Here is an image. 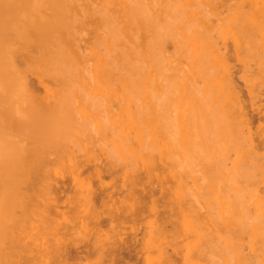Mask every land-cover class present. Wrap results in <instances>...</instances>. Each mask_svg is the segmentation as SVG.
Here are the masks:
<instances>
[{
  "label": "rangeland",
  "instance_id": "obj_1",
  "mask_svg": "<svg viewBox=\"0 0 264 264\" xmlns=\"http://www.w3.org/2000/svg\"><path fill=\"white\" fill-rule=\"evenodd\" d=\"M41 1L76 19L63 37L84 56L54 72L34 46L0 42V264H264V0H140L138 36L160 30L167 67L119 74L103 69L115 21L96 17L113 0ZM203 42L226 57L243 115ZM42 112L54 121L39 135Z\"/></svg>",
  "mask_w": 264,
  "mask_h": 264
},
{
  "label": "bare ground",
  "instance_id": "obj_2",
  "mask_svg": "<svg viewBox=\"0 0 264 264\" xmlns=\"http://www.w3.org/2000/svg\"><path fill=\"white\" fill-rule=\"evenodd\" d=\"M37 1L39 2V3L37 2L38 4L32 5V0H0V42H3V43L6 42V44H7V42H9V40L11 39V37L14 36L16 39H18L19 43L22 46L21 48L24 51L28 47H30V46H34L35 49L38 50V56H35L34 57L36 60H45V59H48V60L52 61V71L59 72V71H62V70H67L69 68L70 69H76L77 68V65L75 66V63H73V62H78V61L81 62L82 59H83L84 54H83V52H82L81 47H80L79 44H77L75 42H72V40L71 41L70 40H67V39H65L63 37L65 31H67L66 28L72 27L77 22L76 19L74 17L67 16L65 13H63L60 10L52 9V8L51 9H48L47 7H45L44 1H41V0H37ZM57 1H60V0H57ZM66 1L69 4L77 5L78 3L84 2L86 0H66ZM113 1L115 2L114 7L111 8L110 10H108L107 13H103L102 11H99L98 13H96V17L102 23L106 22L107 19H109L110 17H112L114 19V21H115V24H114L115 26L113 27L114 36H113V41H112L113 51H111L112 53L114 52L115 54L112 57V59H113V62L112 63L109 61L110 60V57L109 56H111V55H107L106 56V58H107L108 61L104 64L103 69L110 70V71H115V72H117V74H119V73H122V72H136V71H140V70H145L147 72H150V71L160 70L161 68L162 69L163 68H166L167 67V65H166V61L167 60L159 52V51H162V50H160L161 47H162V38H161L162 37L161 36L162 34H161L160 30L159 29H155V33H156L155 39L153 38V39L147 40V39H149V37H147V39H145V41L142 42L141 39H140V37L138 36L137 31L140 30V29H138V26L140 25V21L138 20V17L137 16L140 15V14H142V12L144 10V8H142L141 5H137L140 0H113ZM195 1L196 0H188V4L190 6L195 7V9H197V4L195 3ZM61 2H63V1H61ZM53 6H55V5L53 4ZM144 21L147 22L148 21V18L145 17L144 18ZM149 25H151L150 22H149V24L147 22L146 26L149 27ZM178 28L181 30L183 36L187 37L188 34H189L188 38L191 39V40L197 37L196 34H195V32H196V29L195 28H189V27H178ZM124 38H127V40H125ZM136 40L142 42L143 43V46H137L138 49H136L137 48L135 46V41ZM11 41H12V39H11ZM201 41H203V40L201 39ZM12 42L14 43V41H12ZM203 43H205V51L208 52V56H206V59L208 58L207 60H209L210 62L216 61V62L220 63L221 66L223 67V72H222L223 74H222V76L220 78V81H221V87H222V89L227 93V95H226L227 96V99L229 101L232 100L231 103L233 104V106L234 107H238L239 110H240L241 115H243V110H242L241 103H240V97H239L238 93L236 92V90L234 89V87L232 85V81H231V78H230V73H229V70H228V64H227L226 57L222 54L221 49H220V47L217 44H215L213 42L212 43H210V42H203ZM10 45H12V44H10ZM6 47H8V45H5V48H3L4 51L6 49L5 52H7L8 49L10 50V48L7 49ZM16 48H17V46H16ZM18 48H19V46H18ZM22 49H20V50H22ZM29 51H31V50L29 49ZM29 51H25V52L28 53ZM21 53L23 54V52H21ZM30 54H31V52H30ZM9 55L11 56V54H9ZM1 56L2 57L0 58V61L3 59V54H1ZM5 58L6 57H4V59ZM145 58H147V60L149 62L148 64H145V62H147ZM12 59H13V57H12ZM12 59H8V60H12ZM18 59H21V58H17V60ZM33 61H35V60H33ZM2 62H4V61H1V63ZM10 62L13 65V61H10ZM207 62L208 61H205L204 62V66L205 65L207 66ZM1 63H0V66H1ZM19 63H21V62H19ZM7 66H8V64H7ZM10 67H12V66H10ZM2 69L4 70V67ZM11 69L13 70V68H11ZM3 70L1 72L2 73H5L6 70H4V72H3ZM16 72L17 71L15 70V73ZM2 73H0V74H2ZM7 74H8V72H7ZM11 74H13V73H11ZM19 75H21V74L18 73L17 76H19ZM8 77H6V78H8ZM6 78L4 76L5 83H7L6 80H8ZM10 80H8V81H10ZM0 81H1L0 82V87H3L5 84H4V82H2L1 78H0ZM16 82H18V81H16ZM19 82H21V80ZM14 83H15V81H14ZM22 83H24V82H22ZM23 86H25V84ZM4 87H6V86H4ZM5 90L6 89H3L4 92H7ZM1 94H3V93H1ZM1 97H4V96H1ZM18 112L16 114H18ZM24 112H22V113H24ZM19 115H20V113H19ZM35 115H36V113H35ZM37 115H36L37 116V120L35 122L37 124V130L35 132H37V133L40 132L41 133L44 129H46L47 124L52 123L54 121V117H52V112H50V113L49 112H42V113H38ZM20 117H21V115H20ZM14 120L15 119H13V121ZM16 123H20V122L18 121ZM20 125H22V124H20ZM5 127H6V125H5ZM11 128H12V126H11ZM13 130H15V129H13ZM16 130H18V128ZM21 131H22V129L20 130V132ZM23 134H24V132H23ZM25 134H24V136H25ZM4 137H5V135H4ZM6 137H8V135ZM36 137L40 138V136H36ZM42 138L44 139L43 135H42ZM45 138H46V136H45ZM4 139L6 140V138H3V140ZM9 139L10 138H8L6 140L7 143L10 142V141H12L11 140L12 137H11L10 141H8ZM23 139H25V138H23ZM1 140H2V138H0V142H1ZM14 140H16V138H14ZM6 141H4V142H6ZM21 141L23 142V140H21ZM14 142L16 143V141H14ZM14 142H13V144L10 142L9 145L5 143L4 144L5 145L4 147L5 148L6 147L8 148V146H10L9 148H10L11 151L13 150L11 147H14L12 145H15V149L16 148L18 149L20 147L19 148L20 151L17 152L18 153L17 155H20L21 154L20 152H22V153L24 152L23 151L24 149L21 151L22 142H21V146L18 145V147H16L18 143L17 144H14ZM41 142H42V140H41ZM1 144L2 143H0V145ZM33 145H34V143H33ZM37 145H39V142H38ZM1 146H3V144ZM1 146H0V148L3 150V148ZM23 147H25V146H23ZM38 147H40V145ZM44 147H45V145H44ZM5 148H4V153L6 154L7 151H5ZM9 148H8V150H9ZM0 152H1V150H0ZM1 154L2 153H0V155ZM1 157L3 158V156H1ZM8 157H9V159H11L10 158V155ZM24 157H26V156H24ZM13 158H15V157H13ZM32 158H33V156H32ZM17 161L20 162L19 159H17ZM15 162L16 161H14V163ZM5 163H7V162H5ZM21 163H23V162H21ZM19 165H20V163H19ZM10 166L12 167L13 165H10ZM24 168H27V167H24ZM10 169H9V171H10ZM14 169H15V167H14ZM19 169H20V167H19ZM15 173H17V172H15ZM18 173L21 174L19 171H18ZM21 177L19 179L21 181L24 180V178L22 179ZM22 182H25V181H22ZM13 183H20V182L14 181ZM21 183H20V186H22ZM0 184H1V182H0ZM23 185L25 186V183ZM12 190H13V188H12ZM19 190H22L23 191L24 189H22V187H21V189H19ZM26 190H27V188H26ZM5 191H6V189H5ZM24 193H25V191H24ZM6 194H7V192H6ZM6 194H4V195H6ZM21 198H22V196H21ZM21 253H22L21 250L19 252L17 251V256H18L19 259L22 257L21 256L22 255ZM69 254L71 255V253H69ZM65 256H68V255H65ZM71 256H69V259H70ZM22 259H24V258L22 257ZM62 260H63V258H62ZM117 261H118V259H117ZM114 263H115V261H114Z\"/></svg>",
  "mask_w": 264,
  "mask_h": 264
}]
</instances>
